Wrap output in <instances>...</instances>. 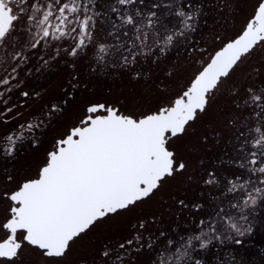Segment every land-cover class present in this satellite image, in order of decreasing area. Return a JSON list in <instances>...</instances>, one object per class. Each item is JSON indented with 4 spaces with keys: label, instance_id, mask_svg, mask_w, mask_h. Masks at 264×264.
<instances>
[{
    "label": "snow or ice",
    "instance_id": "snow-or-ice-1",
    "mask_svg": "<svg viewBox=\"0 0 264 264\" xmlns=\"http://www.w3.org/2000/svg\"><path fill=\"white\" fill-rule=\"evenodd\" d=\"M0 264H264V0H0Z\"/></svg>",
    "mask_w": 264,
    "mask_h": 264
}]
</instances>
